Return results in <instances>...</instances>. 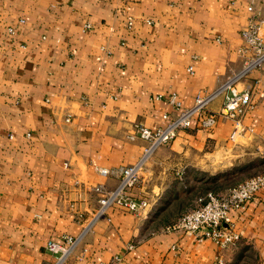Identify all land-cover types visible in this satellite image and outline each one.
<instances>
[{
	"label": "crops",
	"instance_id": "crops-1",
	"mask_svg": "<svg viewBox=\"0 0 264 264\" xmlns=\"http://www.w3.org/2000/svg\"><path fill=\"white\" fill-rule=\"evenodd\" d=\"M252 14L264 22V0H0V264L52 262L46 242L63 234L82 235L64 264H264V190L231 211L234 245L165 230L207 190L264 171V66L233 139L231 119H193L146 159L132 189L146 206L92 220L143 153L133 125L162 126L170 93L188 107L238 72Z\"/></svg>",
	"mask_w": 264,
	"mask_h": 264
},
{
	"label": "built area",
	"instance_id": "built-area-1",
	"mask_svg": "<svg viewBox=\"0 0 264 264\" xmlns=\"http://www.w3.org/2000/svg\"><path fill=\"white\" fill-rule=\"evenodd\" d=\"M248 9L251 11L252 7L249 6ZM10 31L13 30L10 28ZM240 34L244 43L239 49L243 62L238 72L227 77L213 92L196 94L192 105L188 107L183 106L176 93H170L166 96V100L175 113H164L162 117L165 123L162 126L151 129L141 123L133 125V131L128 134V138L130 140L141 138L147 145L137 161L119 168L117 185L104 191L99 198V206L94 212L92 220L114 204L131 212H138L146 204V201L133 198L130 191L140 180V172L145 160L156 148L171 142L179 130L190 127L193 119H195L197 127L204 129H212L220 118L231 119L234 122V128L230 138H234L241 127L242 117L252 105V94L257 80H248V77L254 70L264 66V22L252 14ZM188 70L192 72V67H188ZM240 82H243L241 87H239ZM219 94L223 95L220 109L217 112H209V103ZM161 97V95L156 96L157 99ZM99 172L103 175L108 174V170L105 168H100ZM262 190H264V171L225 191L207 190L199 198L197 207L181 214L173 222L167 224L165 230L193 235L198 241L209 239L217 245L219 250L234 245L239 241L240 235L233 226L231 211L245 208L248 201ZM81 236L63 234L59 241L48 240L45 248L53 255L54 260L45 264H64L80 242ZM93 264H115V261ZM216 264H223L219 255L216 258Z\"/></svg>",
	"mask_w": 264,
	"mask_h": 264
},
{
	"label": "rangeland",
	"instance_id": "rangeland-1",
	"mask_svg": "<svg viewBox=\"0 0 264 264\" xmlns=\"http://www.w3.org/2000/svg\"><path fill=\"white\" fill-rule=\"evenodd\" d=\"M224 81H225V80H224ZM224 81H223V82H224ZM207 130H209V129H207ZM146 145H147V144H145V146H146ZM165 145H166V144H165ZM145 146H144V147H145ZM161 146H163V145H161ZM153 152H154V151H153ZM153 152H152V153H153ZM152 153H151V154H152ZM145 161H146V160H145ZM144 163H145V162H144ZM254 173H256V172L253 171V169H252V170L250 169V171H249V175L252 176ZM140 176H141V172H140ZM246 179H247V178H246ZM244 180H245V179H244ZM242 181H243V180H242ZM117 183H118V182H117ZM116 185H117V184H116ZM116 185H115V186H116ZM115 186H114V187H115ZM114 187H113V188H114ZM135 187H136V186H135ZM135 187H133V188H135ZM133 188H132V189H133ZM111 189H112V188H111ZM132 189H131V191H130V195L134 198V196L132 195ZM227 189H228V188H227ZM219 192H220V191H219ZM221 192H222V191H221ZM146 204H147V203H146ZM146 204H145L144 206H142V208H144V207L146 206ZM109 207H110V206H109ZM142 208H140V209L138 210V212H139ZM96 210H97V209H96ZM134 213H137V212H134Z\"/></svg>",
	"mask_w": 264,
	"mask_h": 264
}]
</instances>
